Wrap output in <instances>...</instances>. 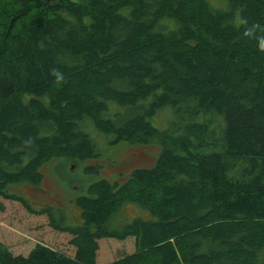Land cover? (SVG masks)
I'll return each mask as SVG.
<instances>
[{
	"label": "trees",
	"instance_id": "obj_1",
	"mask_svg": "<svg viewBox=\"0 0 264 264\" xmlns=\"http://www.w3.org/2000/svg\"><path fill=\"white\" fill-rule=\"evenodd\" d=\"M220 1L0 0V264H264V52L241 23L264 0ZM90 127L157 155L89 181L74 225L10 189L96 157ZM125 203L147 215L111 223Z\"/></svg>",
	"mask_w": 264,
	"mask_h": 264
},
{
	"label": "rangeland",
	"instance_id": "obj_2",
	"mask_svg": "<svg viewBox=\"0 0 264 264\" xmlns=\"http://www.w3.org/2000/svg\"><path fill=\"white\" fill-rule=\"evenodd\" d=\"M207 2L211 7L222 5L220 0H207ZM2 20L6 22V18H0V22ZM111 107L114 110L122 109L117 105H111ZM199 119L208 121L214 128V134L220 130L219 115L205 113ZM175 121L177 117L169 107L156 111L150 119L151 124L158 129H167ZM88 132L97 149L96 157L76 165L68 159L52 158L40 167L42 178L39 186L20 182L10 185V189L22 195L34 208L45 205L58 208L64 213L66 223L74 225L79 223L78 210L71 200L76 195L85 194L89 181L97 178L123 181L132 168L151 166L158 152L157 144L152 141L142 145L128 144L123 141L109 145L108 136L101 135L93 127H90ZM86 164L98 165L97 173H87L83 169ZM145 214L147 215L146 211L135 204L125 203L113 216L111 223L118 219L125 222L132 217H145ZM59 244L62 246L60 250L66 253L65 247Z\"/></svg>",
	"mask_w": 264,
	"mask_h": 264
},
{
	"label": "clouds",
	"instance_id": "obj_3",
	"mask_svg": "<svg viewBox=\"0 0 264 264\" xmlns=\"http://www.w3.org/2000/svg\"><path fill=\"white\" fill-rule=\"evenodd\" d=\"M242 26L244 27L243 35L258 40V50L264 52V35L257 36L256 33L259 30L260 32H264V28H260L258 23H253L251 25L248 24L247 20H243ZM52 74L56 77L58 82L64 81V75L57 69L52 70Z\"/></svg>",
	"mask_w": 264,
	"mask_h": 264
}]
</instances>
